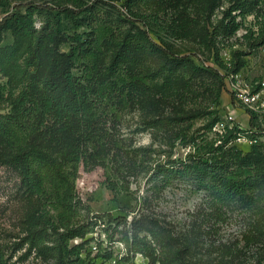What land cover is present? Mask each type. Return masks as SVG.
I'll return each instance as SVG.
<instances>
[{
    "label": "trees",
    "instance_id": "obj_1",
    "mask_svg": "<svg viewBox=\"0 0 264 264\" xmlns=\"http://www.w3.org/2000/svg\"><path fill=\"white\" fill-rule=\"evenodd\" d=\"M209 1L204 0V6ZM72 3V7L61 3L50 7L35 2L12 5L11 0H0V36L13 30L27 40L21 85L12 89L0 84V164L15 169L20 178L31 244L54 264H93L88 254L83 256L91 239L86 238L88 224L80 223L83 207L75 189L80 170L103 168L110 188L120 192L118 179L111 180V170L117 178L122 167L131 174L139 165L137 151L124 145L108 123L122 111L143 110L147 101L157 96L167 99L175 92L178 75L173 65L217 77L215 103L224 83L218 69L200 68L191 55H170L145 29L114 33L107 26L95 25L92 10L84 7L82 0ZM248 16H252L255 28L243 25ZM37 17L42 21L39 29L34 26ZM66 21L75 28L86 26L90 33L86 37L82 33L69 35L65 32ZM193 22L179 21L176 27H168L178 32ZM241 27L248 48L264 44V0H233L222 18L211 25L212 31L201 34L202 43L216 49L219 66V44L236 35ZM67 42L68 50L62 51L61 46ZM140 53L169 54V66L150 68L136 58ZM243 55V51H233V73L241 67ZM76 67L78 72L74 71ZM247 114L250 129L261 131L255 111L248 110ZM198 117H205L206 123L192 129V120ZM218 119L216 113L202 110L186 116L146 119L147 128L162 132L170 148L176 143L189 147L185 157L169 156L165 163L153 167L146 190L156 193L173 179L193 181L208 197L216 216H223V208L247 216L248 243L260 225L256 218L264 216V141L250 139L255 142L243 152L234 141L244 130L233 127L222 134H210ZM143 199L146 201V197ZM107 223H114L116 230L123 222L121 216L108 215ZM153 227L149 240L136 233L125 234L121 240L127 253H140L149 264H194L189 257L194 241L177 242L158 224ZM108 237L113 240V235ZM73 239L81 241L72 244ZM112 256V251L100 249L93 258L110 260Z\"/></svg>",
    "mask_w": 264,
    "mask_h": 264
},
{
    "label": "rangeland",
    "instance_id": "obj_2",
    "mask_svg": "<svg viewBox=\"0 0 264 264\" xmlns=\"http://www.w3.org/2000/svg\"><path fill=\"white\" fill-rule=\"evenodd\" d=\"M95 16V25H104L114 33L145 29L151 39L172 56L191 55L201 68L211 66L223 76L224 86L217 91L219 79L205 71H193L189 67L173 65L178 78L174 81L175 92L166 99L147 101L145 109L132 108L120 112L117 119L110 121L111 131L124 145L137 151L138 168L131 174L123 167L116 178L111 170V180L118 183L120 192L110 188L104 169L96 167L91 171L80 170L75 189L81 200L80 223H86V238L91 239L83 252L93 264H149L140 253H127L121 238L136 233L138 237L150 239V229L158 224L163 233L172 234L177 242L194 241L189 254L194 264H264V216L256 218L260 225L253 231V240L246 243L245 235L250 232L249 219L239 211L223 208V216H216L205 193L191 180L173 179L156 193L146 190L152 168L171 158L185 157L189 147L176 143L170 148L164 143L162 132L147 128L144 121L152 117L186 116L199 110L212 111L244 132L241 140L234 144L247 152L249 140L256 137L264 141V44L250 49L241 35V27L236 35L218 46L222 65L215 61L216 49L207 47L201 41V34L211 32V25L222 18L233 0H211L204 6V0H82ZM43 3L54 7L58 3L72 7L73 0H11L12 5L23 3ZM179 21H196L184 30L171 32L168 24ZM146 22L147 25L143 23ZM42 21L37 17L34 23L39 29ZM252 16L244 21V26H255ZM69 35L90 32L86 26L75 28L71 22H64ZM27 40L13 30L2 32L0 36V84L17 89L26 71L25 57ZM68 50V42L61 46ZM243 51L239 60L241 67L233 73L235 62L233 51ZM136 54V58L150 68L169 66V54ZM79 68H75L78 72ZM232 85L258 95L256 110L258 125L262 129L252 130L248 124V110H252L236 100ZM214 115V114H213ZM213 117V116H212ZM232 117V121L229 120ZM192 129H199L206 123L205 117L195 118ZM217 133L212 129L211 135ZM220 134V133H218ZM162 135V136H161ZM124 178H123V177ZM20 178L15 169L0 164V264H54V260L41 254L31 244L26 220L27 206L20 195ZM126 189V190H124ZM146 197L145 199H143ZM219 213V209L217 210ZM208 213H211L209 216ZM108 215L121 216L123 222L114 230V223L108 224ZM253 221V219L251 220ZM154 228V227H153ZM252 231V229H251ZM108 235H113L110 241ZM81 239H73L75 244ZM112 251L110 260L93 258L97 251ZM126 259H130L128 262Z\"/></svg>",
    "mask_w": 264,
    "mask_h": 264
},
{
    "label": "built area",
    "instance_id": "obj_3",
    "mask_svg": "<svg viewBox=\"0 0 264 264\" xmlns=\"http://www.w3.org/2000/svg\"><path fill=\"white\" fill-rule=\"evenodd\" d=\"M231 91L233 96L235 97L236 100L240 101L242 104L251 107L253 111L256 112L255 109H253V106H255L258 102V95L256 93H252L246 89L240 88L237 85H232ZM229 120L232 121V117H229ZM234 126L230 124H226L224 120H219L215 123L213 126V130L217 131V133H224L228 129H232ZM239 136L236 138V140H241ZM255 142L254 140H249V143L252 144ZM147 259V258H146ZM148 260V259H147ZM159 264V263H155Z\"/></svg>",
    "mask_w": 264,
    "mask_h": 264
}]
</instances>
